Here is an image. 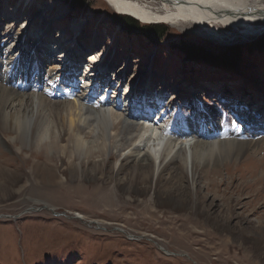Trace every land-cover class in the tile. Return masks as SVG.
<instances>
[{
	"label": "rangeland",
	"instance_id": "374dc122",
	"mask_svg": "<svg viewBox=\"0 0 264 264\" xmlns=\"http://www.w3.org/2000/svg\"><path fill=\"white\" fill-rule=\"evenodd\" d=\"M41 1H52L54 8L51 5L50 15L36 21L30 38L47 20L53 22V32L82 21L83 48L87 50L82 63L99 49L115 60L110 71H116L114 76L120 74V79L117 78L120 81L105 82V87L113 92L110 98L114 94L116 97L120 89L124 92L125 83L136 77L137 81H133L137 86L133 90L137 89V94L163 91L162 103L170 108L160 124H173L167 126L166 134L176 135L177 121L199 120L208 115L207 127L214 129L216 138L237 142L260 139L261 148L257 157L244 154L239 161L226 162L230 164L228 167L217 170L221 176L203 174L195 188L197 210L179 213L172 211L173 205L165 204L152 212L147 201L150 198L164 203L172 200L174 204H190L188 185H176L171 190L167 189L172 185H143L141 172L137 173L136 185H87L94 182L93 178L105 175L103 179L107 181L106 175L115 174L119 167L117 158L109 160L103 175L92 169L100 158H86L85 172L75 174V158L66 149L63 154L60 148L35 147L32 150L39 153L36 160L42 164L48 160L60 170L57 176H62L69 185H29L33 182L28 176L30 165L22 164L26 156L13 158L16 169L8 174L9 185H0V264H264V183H261L264 175L260 177L264 173V22L245 23L236 28L217 26L219 32L230 34L218 40L206 33L207 28L178 30L163 21L143 23L132 17L144 26L159 25L160 32L149 36L141 26L136 31L123 28L121 21L129 15L116 13L105 0H39L35 1L34 9L41 6ZM147 1L140 0V3L149 6L154 3ZM2 3L0 0V6ZM57 5L62 13L56 9ZM31 18L34 17L12 24L9 30L17 32ZM2 27H8L4 20L0 31ZM112 31L118 32L120 39L112 41L109 36ZM95 35L99 37L98 45L89 49ZM4 41L8 43L7 39ZM196 48L209 57H194L191 52ZM233 50L239 51L236 58L223 55ZM127 55L135 63L124 71L121 64ZM30 59L23 53L22 62ZM43 61L40 63L43 73L46 69L56 71L60 65V61L52 59ZM134 69L141 73L134 76ZM29 80L27 93L35 92L34 87L40 85L44 89L45 79L39 84L36 78L35 84ZM175 87L180 89L178 93L173 92ZM41 92L51 101L72 100L66 92L65 95ZM155 98L157 104L144 102L143 106L127 110L141 114L157 105L154 109L160 106L163 113L164 105H159V99ZM119 103L115 109L111 106L114 112H120V107L126 105ZM211 108L215 110L213 115ZM135 122L144 123L140 117ZM146 124L152 126L148 120ZM205 137L213 139L210 134ZM236 164L239 168H234ZM130 170L126 165L122 171L126 174ZM250 176L258 183L254 185ZM208 178L224 180L208 185ZM78 181L86 185H75Z\"/></svg>",
	"mask_w": 264,
	"mask_h": 264
},
{
	"label": "bare ground",
	"instance_id": "6f19581e",
	"mask_svg": "<svg viewBox=\"0 0 264 264\" xmlns=\"http://www.w3.org/2000/svg\"><path fill=\"white\" fill-rule=\"evenodd\" d=\"M35 1L39 0H20V2L3 0L0 6V23L4 20L8 26L2 27L0 31V154L3 152L12 154L10 156L0 155V185H9L8 174H12L16 169L13 158L15 156L22 157V155L26 156H23L25 158L22 160V164L30 165V171H28L30 175L28 176L33 182H30L29 185H69L67 180H62V176H57L60 170L57 171L48 160L43 164L36 160L35 156H38L39 153L32 149L45 145L54 149L60 148L63 154L66 149L70 155H73L75 174L76 172H85L83 166L86 165V158H100L92 169L102 172V175L106 172L105 167L109 164V160L114 156L117 158L116 160L119 161L117 172L112 170V173L115 174L109 177L106 175L107 181L103 179L105 175L93 178L94 182L87 185H136L135 180L139 172L142 174L143 185H172L167 190L175 188L176 185H188L191 191L190 204H174L172 200L164 203L154 199L149 200L150 198L147 203L152 212L157 209V206L165 204L173 205L172 211L192 213L198 208L199 202L195 188L203 174L221 176L217 172L218 168L228 167L229 161H239L244 154L257 157L261 148L260 139L237 142L236 140L216 138L214 129L207 127L208 115L200 117L199 120L184 119L181 123L176 120L178 126L175 130L176 135L166 134L167 126L173 124H160L163 114L168 113L170 108L168 104L165 106L162 103L163 91L148 93V95L144 92L137 94V89L133 90L137 86V83H134L137 81L136 77L125 83L127 89H124V92L120 89L116 97L114 94V98H110L112 90L105 87V82L112 84L120 81L117 79H120V74L114 76L116 71L111 72V64L115 63V60L109 59L107 53L102 52L104 49H99L94 50L91 55L89 54L88 58H85L86 61L82 63L83 53L87 51L86 48H83L85 38H82L84 35L82 34L84 26L82 21H76L77 23L66 30L58 29L59 33H57L53 32L55 30L53 22L47 20L43 27H37L36 33L32 34L33 36L30 38L36 21L38 22L39 18L41 20L48 15L51 5H54L52 1H41V6L34 9ZM105 1L116 13L131 15L143 23L163 21L178 30L207 28L206 33L218 40L222 39L221 36L230 34L219 32L217 26L236 28L245 23L264 22V0H148V3L154 2L150 6L141 4L140 0ZM56 9L62 13L60 6L57 5ZM31 16L34 17L31 18L33 20L29 24L23 23L25 26H21L17 32L9 30L12 24L19 23L20 20L26 22ZM90 17H93L92 14ZM37 25L39 26V24ZM43 29L44 31H42ZM49 31H51L50 34H48ZM42 33H46V37ZM118 34V32L112 31L109 36L111 35V40L114 41L116 38L120 39ZM17 35L20 36L16 37ZM98 38L96 35L92 36V44L89 49L96 48L99 42ZM5 39L8 43H5ZM50 46L54 47L51 49ZM23 53L29 55L31 59L22 62ZM44 59L60 61V65L56 71L46 69L47 71L43 73L40 63L44 62ZM123 60L121 65L124 71L127 69L126 67H129V64L134 65L135 63L130 60L128 55ZM111 73H113L112 77L108 78ZM133 73L134 76H137L141 71L134 69ZM34 75L38 79L37 84L46 80L45 87L41 89L40 85L38 88H33L32 91L35 92L27 93L29 79L35 84ZM59 75L61 77L64 75V78H59ZM63 87H67L68 95L72 100L51 101L41 92L45 91L54 95V92H60L64 89ZM181 90L183 91V89ZM94 91L95 96H92ZM178 91L180 89L175 87L173 92L178 93ZM155 97L159 99V105H164L163 108L166 110L164 109L163 113L159 110V105V109H154L157 107L155 105L148 112L147 109L152 108L150 106L141 114H138L137 111L127 110L135 106H143L144 102L157 104ZM107 98L108 101L111 99L109 103L106 102ZM119 100L126 105L122 104L124 106L120 107V112H114ZM209 111L213 115L215 110L211 108ZM139 117L144 123L135 122ZM174 117L175 115H173ZM177 118L179 120V117ZM147 120L150 124L155 122L159 125L153 123L154 126L153 124L148 126ZM211 123L213 124V122ZM50 124L51 126H49ZM208 134L213 139L206 138L205 136ZM123 151L126 152L123 153ZM126 165L134 171L133 174L128 175L131 170L125 172L126 174L123 173L122 170ZM237 166L236 164L234 168H239ZM86 171H88V167ZM260 174V177H263L264 173ZM138 179L140 178L137 177ZM250 179L254 185L258 183L251 176ZM222 180L224 179L216 181L208 178L206 184L215 185L223 182ZM261 183H264L263 178ZM75 185L86 184L78 181ZM127 191L129 190L127 189ZM43 205L46 204L43 203Z\"/></svg>",
	"mask_w": 264,
	"mask_h": 264
},
{
	"label": "trees",
	"instance_id": "16d2710c",
	"mask_svg": "<svg viewBox=\"0 0 264 264\" xmlns=\"http://www.w3.org/2000/svg\"><path fill=\"white\" fill-rule=\"evenodd\" d=\"M121 24H122V26H123V28H125V29H127V30H129V31H136V30H139V28H140V26L142 27V28H144L142 31L144 32V33H146V34H152V33H155L156 34V32H160V30H159V25H154V26H147V25H145L144 26V24L143 25H141L137 20H135L134 18H132V17H130V16H128V17H126V18H124L122 21H121ZM149 35V36H150ZM197 49L198 48H196V49H194V50H192V55L194 56V57H196V58H207V57H209V55H207V54H204V51H197ZM231 50V49H230ZM238 50H233V52H231V54H227L226 55V53L225 54H223L224 56H227V58L228 57H237V54H238ZM218 56L217 57H219L220 55H219V53L217 54ZM210 56H212V55H210ZM214 57H216V54L214 55ZM216 57V58H217ZM214 61V60H213Z\"/></svg>",
	"mask_w": 264,
	"mask_h": 264
},
{
	"label": "built area",
	"instance_id": "2783aa9c",
	"mask_svg": "<svg viewBox=\"0 0 264 264\" xmlns=\"http://www.w3.org/2000/svg\"><path fill=\"white\" fill-rule=\"evenodd\" d=\"M92 96H95V91L93 92Z\"/></svg>",
	"mask_w": 264,
	"mask_h": 264
}]
</instances>
